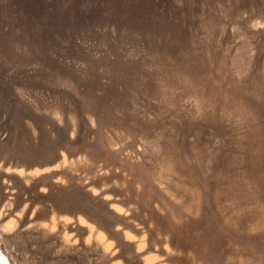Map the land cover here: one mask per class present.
<instances>
[{"label": "rangeland", "instance_id": "1", "mask_svg": "<svg viewBox=\"0 0 264 264\" xmlns=\"http://www.w3.org/2000/svg\"><path fill=\"white\" fill-rule=\"evenodd\" d=\"M58 1L0 0V263L264 264V0Z\"/></svg>", "mask_w": 264, "mask_h": 264}, {"label": "trees", "instance_id": "2", "mask_svg": "<svg viewBox=\"0 0 264 264\" xmlns=\"http://www.w3.org/2000/svg\"><path fill=\"white\" fill-rule=\"evenodd\" d=\"M2 1V0H1ZM5 1V0H4ZM9 4L7 9L14 8L13 11H17L21 6L23 12V16H25L26 23L29 28H32L38 39H41L43 35L42 28L44 32H49V28L52 22L51 19L57 14L58 9L55 8L54 5H58V0H8Z\"/></svg>", "mask_w": 264, "mask_h": 264}, {"label": "crops", "instance_id": "3", "mask_svg": "<svg viewBox=\"0 0 264 264\" xmlns=\"http://www.w3.org/2000/svg\"><path fill=\"white\" fill-rule=\"evenodd\" d=\"M148 259H152V256H148ZM149 262H152V260H149ZM162 264H169V263H162Z\"/></svg>", "mask_w": 264, "mask_h": 264}, {"label": "bare ground", "instance_id": "4", "mask_svg": "<svg viewBox=\"0 0 264 264\" xmlns=\"http://www.w3.org/2000/svg\"><path fill=\"white\" fill-rule=\"evenodd\" d=\"M1 264V263H0Z\"/></svg>", "mask_w": 264, "mask_h": 264}]
</instances>
